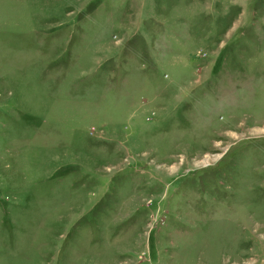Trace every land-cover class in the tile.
<instances>
[{
    "label": "rangeland",
    "instance_id": "1",
    "mask_svg": "<svg viewBox=\"0 0 264 264\" xmlns=\"http://www.w3.org/2000/svg\"><path fill=\"white\" fill-rule=\"evenodd\" d=\"M0 264H264V0H0Z\"/></svg>",
    "mask_w": 264,
    "mask_h": 264
}]
</instances>
